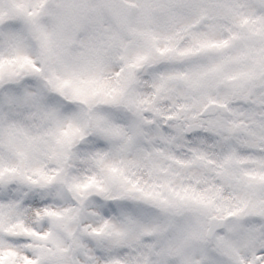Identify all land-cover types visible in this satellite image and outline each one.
Listing matches in <instances>:
<instances>
[{"label":"snow or ice","instance_id":"1","mask_svg":"<svg viewBox=\"0 0 264 264\" xmlns=\"http://www.w3.org/2000/svg\"><path fill=\"white\" fill-rule=\"evenodd\" d=\"M0 264H264V0H0Z\"/></svg>","mask_w":264,"mask_h":264}]
</instances>
